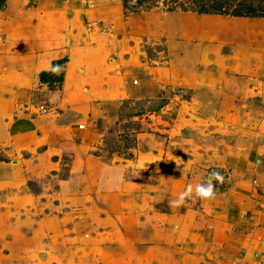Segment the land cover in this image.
<instances>
[{
    "label": "rangeland",
    "instance_id": "1",
    "mask_svg": "<svg viewBox=\"0 0 264 264\" xmlns=\"http://www.w3.org/2000/svg\"><path fill=\"white\" fill-rule=\"evenodd\" d=\"M195 1L4 0L0 264H237L239 219L263 246L264 19Z\"/></svg>",
    "mask_w": 264,
    "mask_h": 264
},
{
    "label": "crops",
    "instance_id": "2",
    "mask_svg": "<svg viewBox=\"0 0 264 264\" xmlns=\"http://www.w3.org/2000/svg\"><path fill=\"white\" fill-rule=\"evenodd\" d=\"M8 103L9 102H7V101H3V100L0 101V110L4 111V114H7L10 111V108H12V105L10 104V106H9ZM4 124H5L4 119L2 117H0V140H3L4 138H6V135H7V130H6V132L4 131V129H5ZM21 126L22 127L25 126L23 122L17 123L15 125L14 129L17 131V128H21ZM10 130H11V128H10ZM8 133H9V130H8ZM14 163H16V162L10 163L9 161L2 160V161H0V166H2V167L4 166L6 168V171L10 172L7 175H10V176L15 178L16 176H19V175H16V171H15L14 167L10 166V164H14ZM12 177H9V178H12ZM233 197L238 199L237 200L239 202L237 205L238 207H241V208L243 207V209L247 208L246 202H244V200L242 199L243 195H240L238 193H234ZM237 206H235V204H233L232 206H230V208L231 207H237ZM252 207H254V205ZM228 209H229V206H228ZM224 213L226 215V213H230V212H229V210H226V211L223 210L221 212V214H224ZM226 216L228 219L230 218V217H228L229 215H226ZM242 223H243V220H241V219H239L237 223L230 222L229 226H228V232L226 233L225 236L227 239V243L230 244L229 247L231 248L232 253L237 255L235 258V260L238 262L237 264H253L256 262L255 254L258 251L262 252V250L264 249V244H263V246H261V244L252 236V234L249 233L250 229L249 228H246V229L243 228ZM229 227H230V229H231V227H236V229L230 230ZM214 240H216V237H214Z\"/></svg>",
    "mask_w": 264,
    "mask_h": 264
},
{
    "label": "trees",
    "instance_id": "3",
    "mask_svg": "<svg viewBox=\"0 0 264 264\" xmlns=\"http://www.w3.org/2000/svg\"><path fill=\"white\" fill-rule=\"evenodd\" d=\"M4 5V0H0V8ZM195 6L197 14L200 15L264 19V0H196ZM65 61L66 59L53 62V70L59 71Z\"/></svg>",
    "mask_w": 264,
    "mask_h": 264
},
{
    "label": "clouds",
    "instance_id": "4",
    "mask_svg": "<svg viewBox=\"0 0 264 264\" xmlns=\"http://www.w3.org/2000/svg\"><path fill=\"white\" fill-rule=\"evenodd\" d=\"M56 69H54L55 71ZM224 180L223 175H221L218 171H213L209 174L208 179L202 183L197 184L195 186V195L196 197L200 198L201 200H210L214 199L216 196L215 192V185L213 184V181H217L222 183ZM193 193V186L188 185L185 190L179 195L178 199L175 201L170 202L172 206L174 207H181L184 203L186 198L191 199Z\"/></svg>",
    "mask_w": 264,
    "mask_h": 264
}]
</instances>
